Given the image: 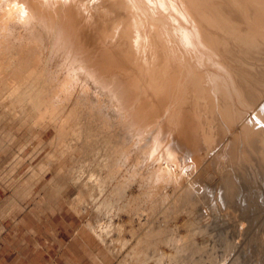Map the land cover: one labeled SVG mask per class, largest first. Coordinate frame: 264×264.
<instances>
[{"label": "bare ground", "instance_id": "bare-ground-1", "mask_svg": "<svg viewBox=\"0 0 264 264\" xmlns=\"http://www.w3.org/2000/svg\"><path fill=\"white\" fill-rule=\"evenodd\" d=\"M215 2L210 7L205 0H0V124L48 127L54 133L48 158L55 162L86 149L95 132L92 122L105 117L99 129L109 130L103 145L108 154L100 178L90 182L94 196L110 188L123 203L125 191L147 169L162 186L182 184L178 196L167 192L170 197L159 193L162 186L158 193L140 189L141 182L136 198L143 206L166 217L181 207L190 215L201 212L206 225L222 229L225 247L230 239L233 251L241 252L249 237L244 219H251V227L254 210L264 212V0ZM250 17L262 27L255 28ZM143 139L146 146L138 151ZM203 161L204 170L188 174ZM164 222L167 228L169 219ZM261 225L258 238L264 243V217ZM194 240V248L203 241ZM140 243L130 263L149 259Z\"/></svg>", "mask_w": 264, "mask_h": 264}, {"label": "rangeland", "instance_id": "rangeland-1", "mask_svg": "<svg viewBox=\"0 0 264 264\" xmlns=\"http://www.w3.org/2000/svg\"><path fill=\"white\" fill-rule=\"evenodd\" d=\"M205 1L210 7L216 5L215 0ZM251 18L253 17H250V21L251 24L255 25V28H257L258 24L259 27H262L257 18H253L252 20ZM254 21H257V25L256 23L254 24ZM163 36L164 35H161V37ZM216 110L214 111L215 116L217 115ZM99 117L101 118V114H99ZM248 118H250V112L245 114L243 121ZM103 120H105V117L101 120L97 117L95 122H92V129H95V132L92 133V141H88L89 145L86 149L76 150L77 152L71 151V153L67 154L66 160H64V158H56V163L52 161L54 159L50 160V158H48L52 148L49 146H51L54 137V133L49 131L48 127L16 130L13 125L7 127L0 124V264H133L130 262L134 261L135 263L137 259L135 258L134 260L135 255L132 250L136 244L140 242V245L142 246L143 244L145 247L142 246V249H145V256L149 258L147 260L144 259V264H177L178 262V264H182L185 261L187 264H262V262L264 264V243L258 238V234L260 235L262 228L261 220L264 217V212L261 209L254 210V214L252 215L254 217V223L251 227H249L248 224L251 219H244V216L241 218L240 214H238V217H240L239 219H244L246 221H244L245 231L243 232L246 234V230L248 229L249 237L246 240V244L244 243L242 251L240 252V250H238L237 252L233 251L230 239L227 240L229 245L227 248L225 247L222 229L218 228L217 225H214L212 222L209 224L207 223L208 225L213 224L208 227V225H206V220L200 216L201 212L200 214H191L194 216L192 222L189 221L192 216L188 214L187 211L185 212V209L181 210L183 207L179 208L180 210H175L174 212L176 213L171 211L174 215L170 214L169 211L167 213L168 216L170 215L169 217H166L165 213L164 215L157 209L152 210V206L148 207L154 212L151 210V212H149V208L145 207V205L143 206L136 198L140 191L138 188L144 182L143 187L140 186V189L146 188V191L149 193H158V189H160L162 185L158 184L157 180L150 175L147 169L141 171V180H143V178L144 180L141 181L137 179V185L134 182L135 185L133 183L132 187L127 189L128 192L125 191L127 195L123 194V198H125L123 203L121 197L110 193V188L105 189L103 193H99L100 197L98 193L94 196L92 194V186L94 183L90 182H94L96 179L100 178L99 170L101 168L99 167H101L100 165L106 164L102 161L106 158V153L108 154L107 149L105 146L103 147V145L108 138L109 130L102 131L99 129ZM152 129L153 128L149 131H152ZM239 130L240 129H237L233 135H236ZM96 137H98V139ZM138 145V151H143L146 146V140L143 139ZM44 155H47V158H45ZM68 155H74L76 157L73 156L74 158H72V156H70L69 158ZM79 155H82L83 158L80 157L79 159ZM93 157H96V160L95 158L93 159ZM76 158H78L77 161ZM43 159H46V161H43ZM60 159L63 160L64 163L62 161L61 163L59 161ZM51 161L52 164H50ZM204 163L205 161L192 171L187 170V172H189L188 174H195L200 169L204 170L206 167ZM62 164H65V167ZM206 171L208 172L207 177H210L211 174L209 172H213L212 169H207ZM143 175L145 176L143 177ZM150 177L152 181H150ZM185 178L188 180V177ZM89 179H92V181ZM88 181L89 183H87ZM163 184L168 191L165 190L163 185L162 190L159 191L162 196L170 195V197H172V195L167 192H172V194L175 193V196H178L177 189H179L182 183L177 185L176 188L170 184L168 188L165 183ZM155 185L160 186L158 188ZM150 186L153 187V189ZM82 187L84 189H82ZM186 188L187 186L185 189ZM173 189H175L176 192ZM155 190H157V192H155ZM109 195L111 198H109ZM129 196L131 198L130 201L128 200ZM175 196L173 195V197ZM126 198L129 202H126ZM114 201L115 203H113ZM131 201V205H128L129 208L128 206L124 207L126 203L130 204ZM135 202L138 204L137 207L140 211H138V209L136 210L137 207L135 208ZM106 204L108 207H106ZM121 205L123 206L122 209ZM133 207L135 209H133ZM144 209L147 210L145 211ZM92 210H95V213ZM127 210L129 212H127ZM155 210L157 211L155 212ZM116 211L119 212L115 213ZM179 211L180 213H178ZM181 211H183V213ZM134 212H137L138 220L143 224L142 228L139 226L138 221L136 222L134 218L135 214H133ZM185 215L189 218H186ZM130 216L133 217L129 219ZM167 218L169 219V225L165 228L166 222L164 221H166ZM175 219L176 221H174ZM117 224L120 226V230L117 228ZM189 227L191 229H189ZM203 228H205V230H203ZM187 229L189 231H187ZM137 230H139V232ZM146 231L149 235L145 234ZM159 232L160 235L158 234ZM161 232H164L165 235H161ZM173 233H176L175 236ZM229 233L232 234L231 232ZM199 234L206 238L203 239L202 236L199 238V236H197ZM146 236L147 238L149 237V240ZM191 236L195 238V240L192 239ZM166 237H168V240ZM205 239L207 243H203ZM193 240H203L199 242L202 246L200 245L197 247L198 242H196L197 245L194 243L196 245L194 248ZM152 241H154V243ZM159 241H161L160 243L165 241L163 242L164 245L161 244L163 245L161 246ZM187 241H189V243L192 242V244L187 245L189 244ZM234 241H237V239H234ZM150 243L152 246L159 244L158 246H161L162 249L161 247L158 248V246H154L155 248L153 247V249ZM147 245H149V249H147ZM221 245L223 246L221 247ZM182 246L185 248H180ZM188 246L192 247L193 250L190 248L192 251L190 249L185 251V249L187 250V248H189ZM175 248H177L180 253L177 251V254V252L174 251ZM229 248L231 250H226ZM179 249H184V253ZM164 250L166 256L169 255L168 259L163 254ZM156 251L158 254L155 253ZM169 251L171 254L168 253ZM223 251L229 253L225 255L226 252L223 253ZM199 252L201 253L199 254ZM237 253H239V255ZM131 254H133L134 257ZM175 254L176 256L179 254L182 255L175 257ZM149 255H152V259H155L156 256L159 258L150 260ZM201 256L203 259H201ZM192 257L194 259H192ZM151 261H154V263ZM186 262L184 264H186Z\"/></svg>", "mask_w": 264, "mask_h": 264}]
</instances>
